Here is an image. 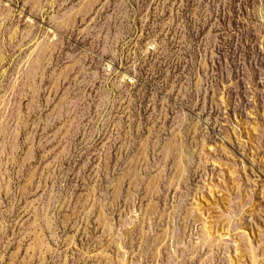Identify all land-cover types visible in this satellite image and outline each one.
<instances>
[{
    "label": "rangeland",
    "instance_id": "obj_1",
    "mask_svg": "<svg viewBox=\"0 0 264 264\" xmlns=\"http://www.w3.org/2000/svg\"><path fill=\"white\" fill-rule=\"evenodd\" d=\"M0 264H264V0H0Z\"/></svg>",
    "mask_w": 264,
    "mask_h": 264
}]
</instances>
